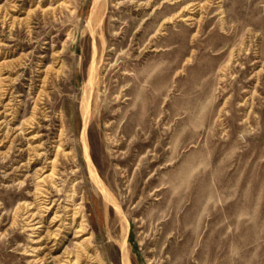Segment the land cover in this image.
I'll return each instance as SVG.
<instances>
[{"label": "rangeland", "instance_id": "rangeland-1", "mask_svg": "<svg viewBox=\"0 0 264 264\" xmlns=\"http://www.w3.org/2000/svg\"><path fill=\"white\" fill-rule=\"evenodd\" d=\"M97 1L0 0V264H264V0Z\"/></svg>", "mask_w": 264, "mask_h": 264}, {"label": "bare ground", "instance_id": "bare-ground-1", "mask_svg": "<svg viewBox=\"0 0 264 264\" xmlns=\"http://www.w3.org/2000/svg\"><path fill=\"white\" fill-rule=\"evenodd\" d=\"M95 2H93V6H92V13H91V16H90V21H89V25L91 27V25L95 22H93L94 18H95V11L97 10V0H94ZM97 18V17H96ZM96 18H95V21H96ZM99 20V19H98ZM93 22V23H92ZM100 23V22H99ZM98 24V23H97ZM96 24V25H97ZM94 25V24H93ZM95 26V25H94ZM96 28V27H95ZM94 75V74H93ZM93 75H91L86 83V86L88 88V93H85L84 95V101H82L83 103H81V109H82V116H83V127H82V133H81V136H82V145H83V155H84V158H85V161L87 163V166H88V170H89V176L91 178V180L93 181V184L95 185V187L98 189V192L100 193L101 197L103 198L104 201H107L109 202V204H111L116 210H118V212H120L119 210V207H118V204H116L115 200L113 199L111 193L109 192V190L107 189V187L104 185V183L101 181V179L99 178V175H97L96 173V170L93 166V163L91 161V158H90V153H89V147H88V144H87V141H86V138H85V132L87 131L86 128H87V112L88 111V99H89V96H90V91L92 89V77ZM83 99V97H82ZM108 204V203H107ZM35 214V213H34ZM37 214V212H36ZM124 219V218H123ZM122 219V220H123ZM52 221V220H51ZM125 222V219L123 220ZM42 223V219H40V216L38 217V220H36V228H39L41 227ZM52 223V222H51ZM122 223V221H121ZM127 225V224H126ZM123 227L125 228L124 224H123ZM129 227V226H128ZM122 228V227H121ZM123 228V229H124ZM81 228H79V230H77V232L80 231ZM122 229V230H123ZM120 230V229H119ZM38 233V232H37ZM127 236L126 235V229L123 233V239H125ZM126 240V239H125ZM37 241H40V238L37 240ZM81 244V243H80ZM79 244V245H80ZM78 248V246H77ZM81 250V249H80ZM69 254V255H68ZM67 255V257H65L64 259H60L59 260V263L60 264H78L80 261V254L78 253V251H76L75 253L73 252H69ZM121 258H122V261L124 262V264H127V250L125 248V242L123 240L122 242V246H121ZM40 261V260H39Z\"/></svg>", "mask_w": 264, "mask_h": 264}]
</instances>
